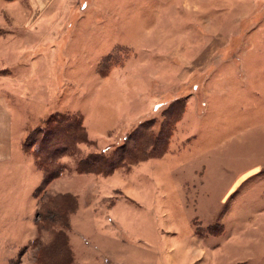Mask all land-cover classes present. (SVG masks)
<instances>
[{
	"label": "rangeland",
	"instance_id": "1",
	"mask_svg": "<svg viewBox=\"0 0 264 264\" xmlns=\"http://www.w3.org/2000/svg\"><path fill=\"white\" fill-rule=\"evenodd\" d=\"M28 8L7 35L18 43L0 38L14 158L0 183V264H38L42 249L67 264L65 234L73 264H264V0H73L38 23ZM179 99L163 157L108 178L76 172L144 121L157 134ZM77 112L95 143L67 153L35 201L42 174L22 143L50 115ZM59 192L79 198L71 242Z\"/></svg>",
	"mask_w": 264,
	"mask_h": 264
},
{
	"label": "trees",
	"instance_id": "2",
	"mask_svg": "<svg viewBox=\"0 0 264 264\" xmlns=\"http://www.w3.org/2000/svg\"><path fill=\"white\" fill-rule=\"evenodd\" d=\"M184 101V99H179L169 107V109L173 108L170 117L169 115L165 116L166 119L160 124L157 134L150 131V128L153 129V121H144L112 153H89L80 159L77 163L76 172L78 174L109 177L117 170L123 169L128 172L143 161L163 157L185 110L186 104ZM133 137H139V140L133 141ZM94 143L88 138L83 115L79 112L54 113L50 115L42 127L29 132L23 142V150L33 157L37 170L42 174L41 184L34 194L35 198L38 199L39 196H42L49 185L64 173L66 168L60 161L67 153L74 155L79 150V146H92ZM66 197L71 204L68 206L69 215L63 227L69 231V216L78 208V201L72 195ZM50 203L54 208H61L60 203L57 201L53 200ZM41 209H43V206ZM44 212L38 211V214ZM63 236L66 238L67 264H73L74 260L69 247L68 236L66 234ZM41 251L42 253L37 258L38 264H57L54 260H48L49 257L43 249Z\"/></svg>",
	"mask_w": 264,
	"mask_h": 264
},
{
	"label": "crops",
	"instance_id": "3",
	"mask_svg": "<svg viewBox=\"0 0 264 264\" xmlns=\"http://www.w3.org/2000/svg\"><path fill=\"white\" fill-rule=\"evenodd\" d=\"M3 1L5 2V5H6L5 10H7V12H8V10L11 9V11H13V13L5 15L6 16V21H4L5 23L0 24V38H4V40L8 39V41L10 43H12V42L18 43L16 40H14V39H16V37L11 39V38H7V35L12 31V30L9 31L10 25H12L16 30L22 29V27H24V25L26 23V20L27 21L29 20V17H28L29 15L28 14L24 15L23 14L24 10L21 9L23 3L25 5L27 4V7H29L28 9H30V11L32 12V15H31L32 19L30 20V23H34V22L38 23V22H40L39 20L43 21L44 19H47L50 17L48 15V12L51 10V8L53 6H56L57 4H60L61 6H63L64 4L71 2L73 0H3ZM47 16H49V17H47ZM56 16L59 17L60 15H56ZM25 17H27L28 19L27 18L24 19ZM15 43H14V45H16ZM4 70H8V69L6 68ZM0 74L2 76H4V74H2V73H0ZM4 97H5L4 94L1 93L0 94V183L1 184L4 183L5 180L9 179V177L13 173L12 169L14 167V165H13V162H14V160H13L14 159L13 158V130H12L13 119H12V115L9 111L8 105L6 104V101L4 100ZM83 118H84V116H83ZM84 121H85V118H84ZM84 126H85V124H84ZM86 131H87V128H86ZM87 134H88V132H87ZM88 138H89V135H88ZM92 142H94V141H92ZM22 151L24 152L23 143H22ZM25 154H27V153H25ZM33 163H34V161H33ZM34 166H35V163H34ZM35 168H36V166H35ZM4 169H6L8 171V173L10 174L9 176L6 175L5 173H2V171ZM36 170H37V168H36ZM120 170H123V169H120ZM37 171L40 172L39 170H37ZM40 175H41V172H40ZM80 175L97 176V175H93V174H80ZM61 177H62V175L58 179H60ZM99 177H102V176H99ZM104 178H106V177H104ZM58 179H56V180H58ZM56 180H54L49 185V187ZM41 181H42V176H41ZM38 187H36V189ZM49 187H48V189H49ZM36 189H35V191H36ZM35 191L33 192V198L36 201V198L34 195ZM121 192L122 191L116 190L117 194H120ZM55 195H72L77 199V201L79 203L78 196L74 195L71 192H59ZM119 198H124L127 201H130V199L127 198V196H125V194H123V193H122V196H120ZM106 201H108L107 198L103 197V200L101 202H99V204L105 206L104 203ZM111 207H107V208H111ZM78 211H79V205H78V208L76 209V211L73 212L72 214H70V216H69V223H70V229H71V230H69L70 242H71V237L73 240V234H72L73 232L72 231H74V222L72 223V217L76 216ZM94 211H96V210H94ZM0 212H2V209H0ZM36 212H37V206H36ZM35 228H36V224H35ZM71 246H72V244H71ZM74 253H76V252L74 251Z\"/></svg>",
	"mask_w": 264,
	"mask_h": 264
}]
</instances>
